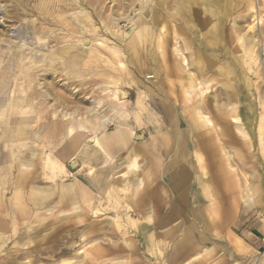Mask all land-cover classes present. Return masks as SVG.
<instances>
[{"label":"bare ground","instance_id":"1","mask_svg":"<svg viewBox=\"0 0 264 264\" xmlns=\"http://www.w3.org/2000/svg\"><path fill=\"white\" fill-rule=\"evenodd\" d=\"M111 1L114 2V0ZM214 2L215 0H205L203 8H200L201 6H197L194 2L190 0H127L123 3L117 0V3L115 2L116 4H113L117 6L121 5V9L124 8L126 14L124 11L123 15H125L123 18H125L130 23V26L128 31H125L126 35H120L121 37H123V43L117 45V42H112V45H109V58L103 57V55L92 56V51L94 50V47L97 46L99 48V46L106 45L105 41L109 37L106 38L103 35L104 37L99 38L96 36V33H93L95 37L87 36L88 32L95 31L93 28V23L91 22V15L89 13L83 12L80 16H78L74 11L76 10V7H81V5L84 3L83 0H13L12 2H10L11 4L9 5V9L7 10L6 19L10 20L11 23L19 20L21 13L23 14L28 11H31V13L36 14V18L31 15L35 19L31 18L32 20H26L25 17L22 16V18L24 17L23 23L18 26L19 29L17 30V33L11 35L14 39L10 40L5 36H3V38H0V116L3 117L8 109H13L14 103H18L19 99H23L22 97L24 96V93H28L29 89L31 90L27 95L38 94L40 90H36L35 87L32 88L28 82H31L34 79H45L49 76L54 77L55 73H57L54 64L56 60H59L58 63H78L80 64L82 73V71L85 72L86 64L89 60V57H94L91 59L94 63H96L93 64L94 66L101 67L100 62H102L103 65L108 67L106 68L107 72H103V74L106 76V78H108V80L104 81V87L98 88L100 91L97 92L101 93L100 96L97 95L96 98L90 97L92 99L90 105L89 103H87L88 107L84 106L87 108L83 110V114L79 112V114H81L80 117H77L76 115H74V113H70L69 110V114L68 111H66L67 114H64L66 117L63 116L65 118H67L68 116V119L64 122L67 125L69 124L68 126H66L68 128L65 127L67 131H85V135L83 134L84 132H80L84 135V145L79 144V147L81 149L79 153L81 163H79L76 158L71 157L70 160L72 163L70 164V166H85L88 167L89 172H92L91 164L103 156L105 158V164H107L109 167H112L113 170L117 171V169H119L120 167H123L124 170L117 176H110L108 174L107 182L110 185V189L107 194L105 193L106 195H102L100 192L89 193L88 198V195L84 192L86 191V189H84L81 185L82 181L78 180L79 178L76 179L67 175L71 173V170L67 171L64 162L61 158L62 154L58 153V151L55 149V145L53 146L52 142L54 138H52L51 140V131L49 130L50 132L48 135L45 125V127L41 129H38L36 126V129L38 130L32 131V129V132L30 133L32 134V138L34 140L43 139L44 142H49L47 145V149L44 152V161L42 160L45 163V167L48 171L45 172V176H43V178L41 179L40 175L37 174L36 171L31 169V167H33V165L35 164L38 154L36 148L37 142L34 144V141L33 144L36 145V147L27 146L24 154L21 156V158L18 159V164L24 170L18 171V173L14 175L13 179L11 178L10 186H12L11 190L13 191L11 196L18 195V197L20 198V204L18 203V206H20L19 210L18 212H14V207H12L13 209L8 208L10 209V211L8 210V215L2 213L3 216L6 217V220H4L5 224H0V231L5 232L7 234L3 236L0 235V249L6 242H9V244L12 245L19 244L21 246H24L23 248H18L14 246L8 247L9 252L6 258V262H8V264H17L16 260L18 256L16 254L19 251H21V253H19L21 257H25L24 264H37L40 257H42L40 256L41 253L49 254V264H106L105 260L110 258H114V264H142V262L143 264H145L151 259V256L155 257L157 260L156 262H154V264H187L188 261L186 262V260L188 258L190 262L192 254H194L192 252H194L196 248V230L194 223L197 221H187V215L192 216L194 220L204 222L205 226L211 230L213 227L218 226L217 214L212 213V211L209 209H207L208 211H206V208L204 206L200 209L188 207L190 201L187 199L186 194L183 193L184 191H179L180 193L178 192L179 194L175 198V202L172 203L169 208H166L168 205L165 201L168 198V193L160 184L156 182V186L158 185V188H160L158 190L145 192L144 189L145 184L149 180L148 178L151 172L150 168L151 170L153 168L147 160L149 154H152L153 152L157 151H159L161 154H165L168 153L170 150L176 149V158H180L181 155L185 151H187L188 137H190L193 146L192 150H194V155L200 161L201 151H205L208 156H213L212 152L216 147L215 145L217 140L222 141L223 144L230 142V101L233 97H235V93L230 91V84L228 83V81H230L229 79L231 74L230 66L223 62H218V59L216 58L218 53H215V51H218L220 47L222 48L223 46V31L224 26L228 23L226 21L228 13L226 10L225 12L219 13V10L214 7ZM136 3H138L139 7L138 9H134V12L136 13L135 15H137L138 17L134 21L132 20V17L129 16L128 12L129 9L134 8ZM101 8L106 11L108 9V14L105 16L106 18L104 20H101L103 22L102 25L104 26V28L106 30L109 29L110 31V24L113 23V20L110 16L113 13L115 15H112V17H116V13L114 12L115 10L113 9V5L102 6ZM225 8L227 9V7ZM69 9L73 11H71V14L67 15L68 13L66 12ZM147 10L150 11L148 19L144 16V13H146ZM169 10L173 11L169 12ZM78 11L82 12V10ZM202 11L203 14H205V18L201 20L200 14ZM119 17H122V13ZM27 19L30 18L28 17ZM99 19L100 18H98V21ZM118 20L119 19L115 18V22L113 24L118 23ZM36 21H39L38 24ZM74 21H77L78 24H74ZM3 22L4 20L1 23ZM141 22H143V25H140ZM253 25L249 26V31L253 29ZM1 30L2 29H0V31ZM11 31L13 32V30ZM76 34L79 35V44H76L72 41V38ZM180 34H183L187 37L184 38L182 37V35L180 36ZM191 35L200 37L197 39L195 38L196 40H198L196 45L192 44ZM15 39L17 41H15ZM255 39V34H250L249 36L242 37L243 42L241 48L245 53V64H251L246 63V60L248 55L252 52V48L254 47V45H256ZM5 42H7V44L5 45V48H3V43ZM177 43H179V45H177ZM181 45L183 46L182 50H187L186 56L185 54L183 55V53H181L180 51L181 49H179ZM123 51H131L132 55L130 56L131 58L129 62L134 64V71L126 73L119 68L123 65V62L121 61L122 55L125 54V52L123 53ZM99 54H101V52H99ZM228 56L229 53L225 50L222 57L228 58ZM255 57H257V55ZM170 61L171 63H169ZM189 66H191L190 69ZM216 72H219V74L227 78L228 81L226 80L227 83L223 85V88L219 86L217 88L215 87L216 89L211 93L207 91L208 87L204 88V85L206 87V85H208L210 81L212 82L213 78L211 74ZM124 76H131L132 78L138 80L140 83H142V86L144 88H148L147 91L143 90V88L141 90L139 89L137 92H135L134 101H131L129 99V92L123 90L121 86H118L119 84H117V81ZM161 77H163L162 80L166 81L167 84H176L179 86V88H182L184 86V80L186 79V83L189 85V87L196 89L198 95V97L196 95V98L198 99H195V101L191 104L190 108L187 107L185 109L184 107L180 106L181 104H174V102H172V99L170 101V98L164 95V92L162 91L161 87H155L156 90L154 91V87L152 88L149 87V85L144 84L145 80H150L153 78L156 79L158 82ZM34 82L36 83V81ZM37 82H40V80ZM50 82L51 81H49L48 84ZM223 82H225V80ZM27 84L30 86V88ZM36 84L38 86L39 83ZM73 85L71 84V86ZM111 85H113V87ZM154 85H156L155 82ZM49 86L51 87V85ZM47 89L49 91V88ZM91 90L90 93L92 92ZM42 92L40 93L44 94ZM149 92H153V94L156 95V98L154 97L152 99H156V101L157 99L160 100L159 104L163 110L164 116H166V119L154 117L155 122L151 123L152 127L149 126V128L147 129V131H150V136H152V130H158L157 134H159V136H156L155 140L152 138L150 139V137H147L150 139L147 146L145 145V147L143 148L134 146L132 147L130 146V144L133 142L147 140L144 132L145 129H143L145 125L142 123L143 116L146 113H148L150 117H152L153 115L151 111L148 112V103L151 100V98L147 99V93ZM184 93H186V91ZM86 94L88 96L87 91ZM94 94L96 95L97 93ZM209 94L210 96H208ZM160 95H163V97H161ZM61 98L62 97H60V99ZM69 100L73 101L71 99ZM57 101L59 102V100ZM72 104L73 103H71V105ZM53 105L55 106L56 104ZM66 106L64 105V107ZM157 106L159 107V105ZM80 107L83 108V106L80 105L79 109ZM70 108L72 109L73 106ZM39 109L37 110L39 111ZM65 109H68V107H66ZM74 109L75 108H73L72 110ZM206 113H210L211 117ZM261 116L262 115L260 114V117ZM4 119L6 120L7 118L4 117ZM49 119H51V117ZM59 119H61V117ZM234 119L239 120V118ZM53 120L55 122V119ZM249 122L251 123V121ZM43 123L46 124L44 120ZM64 123H62L61 126L64 127ZM39 124L41 123H38V126ZM167 124L170 128H167ZM32 125H30V127ZM47 125L49 126V124ZM183 125L186 126L185 129H181V126ZM217 126H219V128ZM245 126H247V124H245ZM138 128L142 130L137 131ZM237 128H239L241 134L247 136V134L245 133L246 130L242 129L243 127L240 128V125H237ZM261 128L263 129V127ZM47 136H49V138H47ZM58 136H60V133L59 135H57V138L61 137ZM62 141H64V139L61 140V142ZM169 141L171 144L177 145V148L174 146H172V148H169L167 144ZM59 143H57V146ZM60 144L62 145V143ZM66 144L67 143H65V145ZM116 148H122L123 156H119V158H116L114 160L110 153L113 152ZM40 149L43 148L40 147ZM221 149L223 150V147H221ZM137 157H140L141 160H144L142 162V167L141 165H139ZM220 159L221 158H219V160ZM213 161L208 160L207 162L213 167V165L215 164V162ZM219 162L221 163V160ZM210 165L208 166L210 167ZM216 166L217 165H215V167ZM222 166H220V168ZM162 168L163 165L161 169ZM193 168H195V179L197 180V184H206L209 179L202 177V182H200L198 180L200 175H198L197 166L195 165ZM39 169L41 168L39 167ZM179 170L180 171H178L176 175L178 182L183 181L186 178L184 171H182L181 168ZM227 171L224 168L220 169L218 176H221L222 179L229 181V172L227 173ZM63 176L69 177L68 181H65ZM158 176L160 183L163 181V175L160 172V175ZM39 179L43 180V184L39 185V183H41ZM85 183H87V181ZM118 184L123 185L122 187H120L122 188V190H119L122 191V193H118ZM200 187L201 186H199V189ZM4 192H2V194H4ZM53 192L57 193V203L58 205L61 204V208L73 204L72 207L74 206V210L78 211V207L76 205L78 201L76 200H81V202L85 204L84 209L80 210V212L78 213V215H80L78 220L70 221L66 218V213L62 212L61 214L58 213L59 215L54 216V219L56 220H52V222L50 223H42L43 220L45 221L44 218L41 219V215L44 214V211L41 209L43 211V214L40 215L41 211L39 212L38 204H40L44 199L47 198L49 194H52ZM199 195L200 194L195 193L194 198H199ZM205 195L207 196V200L210 201V195L207 192ZM96 203L97 206L94 207ZM53 208L55 210V208L58 209L59 207L56 205H51L50 207H48L47 209L50 210V214L52 212L51 215H53ZM102 210L105 212L108 211L109 213H112L113 216L110 217L111 221L104 223L100 219H97V216L101 215L99 211L101 212ZM123 217H125L127 221V226L126 224H121V219ZM39 220L41 223L38 222ZM174 221H176L175 225H173L174 229L172 228L173 230L171 229L172 231L170 233L168 231L166 232L165 230L166 228H168L169 223ZM121 225L124 226V229H122L121 227L120 232L117 233L115 229L116 227L118 229ZM47 231L51 232L48 233ZM95 231H101V241H98L99 239L96 236L97 234L94 233ZM178 232L180 234V237L174 240V243L172 244V249H170V252L166 254V250L169 246V240L176 237L178 235ZM78 236L81 242L76 243L75 239ZM106 236L115 239H109ZM135 236H142V246H140L139 242L137 241V237L135 238ZM103 237L107 238V244H104V241L106 240H104ZM119 239H121V241ZM102 241L103 244L101 243ZM86 244L87 246H89V248L85 247ZM140 248L142 249L141 251ZM72 251L74 253H72ZM134 253H137L139 255V261H134L131 258H128L125 262L118 261V258L123 259L120 257L123 256V254H126V256L129 254L131 256V254L133 255ZM199 255L201 256L202 253ZM28 256H31L30 259H26L28 258ZM126 256L123 257L126 258ZM44 257L46 258L47 256ZM133 257H135V254L133 255ZM193 258L195 257L193 256ZM38 264L43 263L39 262Z\"/></svg>","mask_w":264,"mask_h":264},{"label":"rangeland","instance_id":"2","mask_svg":"<svg viewBox=\"0 0 264 264\" xmlns=\"http://www.w3.org/2000/svg\"><path fill=\"white\" fill-rule=\"evenodd\" d=\"M12 1L13 0H8V1L7 0H0V6H1L0 7V26H1L0 29H2L0 31V38H3V36H5L10 40L14 39L13 36H11V35L12 34L14 35L15 33H17V30L19 29L18 26H20V24L23 23L24 17L26 20H32V19L36 18V16H35L36 14L31 13V11H28L26 13L20 14V18H19V20H17L20 23H18L17 21H14L11 23L10 20L6 19V13H7V10L9 9V5L11 4L10 2H12ZM14 1H16V0H14ZM126 1L127 0H119V2H121V3L126 2ZM190 1L194 2L199 7L201 6L200 8H203L204 3H205V0H200V1L199 0H190ZM224 1L223 0H217V1L215 0V2H214L215 3L214 7L217 10H219L218 11L219 13L225 12V10L228 13L227 14L228 19L226 18V21L228 23L226 22L227 24L224 26V31H223V35H224L223 46H222V48L220 47V49L218 48L219 50L215 51V53H218V55L216 57L218 59V62H221V63L223 62V63L230 66V72H231L230 79H229L230 81H228L227 78H225L224 76L219 74V72L212 73L211 76H212L214 81L213 80H212V82L210 81L208 83V85H206V87L204 85V88L208 87L207 91L212 93L218 86L223 88V85L225 83H227V81H228V83L230 84V91L234 92L235 93L234 96L237 98L233 97L230 101L231 106L234 105V103H235L234 106H232V107L230 106V112H231L230 117H229L230 118V142L223 144L222 141L217 140L216 145H215L216 147L214 148V151L212 152L213 156L212 155L208 156V154H206L205 151H201V152L199 151L201 153L200 161L198 160L197 157H195V155L193 153L194 156L192 157V164L197 166L198 175L201 176V177L199 176L198 180L200 182H202L201 178L204 177V178H208L209 181L204 185L203 184L198 185L196 182L197 180L191 178L187 181L186 187L183 188V191H184L183 193L186 194L187 199L190 201V203L188 204V207L200 209L204 206L206 208V211H208L207 209H209L212 211V213L217 214L218 226L213 227L210 230L205 226L204 222L194 220L192 218V216L187 215L188 216V217H186L187 221H191V222L197 221V222L194 223L195 224V230H196V232H195L196 248H195V251L192 252L194 254H192L190 262H189V258L186 260V262L188 261L187 264H202V263L203 264H264V152H263L264 151V147H263L264 146V140H263V137H264V135H263V132H264V126H263L264 125V123H263L264 122V66H263V64H264V0H224ZM226 1H228V2H226ZM5 2H7V3H5ZM83 2L84 3L81 5V7H76V10H74V11L76 12V14L78 16H80L83 12L89 13L91 15V18H92L91 22L93 23V28L95 31L94 32L93 31L88 32L87 36L95 37V35L93 33H96V36L99 38H102L104 36L106 38L109 37V38H107L108 41L107 40L105 41L106 45L99 46V48L97 46L94 47V50L92 51V56L103 55V57L109 58V51H108L109 45H112V42H117V45H119L120 43H123L124 42L123 37H121L120 35H126V32L129 29L130 23L125 18H123L124 15L126 14V11L124 10V8H122V9L120 8V7H122L121 5L120 6L115 5L117 3V0H114V2H112L111 0L110 1L109 0H83ZM220 2H222V3H220ZM113 3H115V4H113ZM224 3L225 4L227 3V4L225 5ZM2 5H5V6H2ZM108 5L109 6L113 5V9L115 10L114 12L116 13L115 18L119 19L118 20L119 24L118 23H115L116 25L113 24L115 22V18H113L112 15H115V14L112 13V15L110 17L113 20V23L110 24V31H109V29L106 30L104 28V26L102 25L103 24L102 20H104L106 18L105 16L108 14V9L106 11L101 7L102 6H108ZM217 5H219V6H217ZM5 7H6V9H5ZM138 7H139L138 3H136L134 8L129 9V12H128L129 16L132 17V20H134V21L138 17L137 15H135L136 13L134 12V9H136V8L138 9ZM225 7H227V9ZM78 10H82V12H79ZM119 10H121V11H119ZM1 11H2V13H1ZM4 11H5V13H4ZM71 11H73V10H71V9L67 10V12H66V13H68L67 15L71 14ZM124 11H125V14L123 15ZM172 11L173 10H169V12H172ZM121 13H122V17H119V16H121ZM149 14H150V11L147 10V12L144 13V16L148 19ZM31 15L34 16L35 18L32 17ZM202 15H203V17H202ZM204 15L205 14H203V11H202L200 14L201 20L203 18H205ZM22 16H24V17L22 18ZM27 16L30 19H27L28 18ZM97 17L100 18L99 21H98ZM3 20H4V22L1 23ZM100 20H101V22H100ZM7 22H9V23H7ZM36 22L38 24L39 21H36ZM121 22H122V24H121ZM13 23H14V25H13ZM164 23H165V21H164ZM74 24L77 25L78 22L74 21ZM228 24H230V25H228ZM113 25H115V26H113ZM140 25H143V22H141ZM250 25H253V29L251 31H249ZM229 26H230V28H229ZM88 28H89V26H88ZM11 30H13V32ZM229 30H230V34H229ZM14 31H16V32H14ZM113 33H115V34L117 33V34L115 35ZM250 34L256 35V39H255L256 45H254V47L252 48V52L247 57L246 63H251L248 65V64H245V58L246 57H245V53L243 52V50L241 48V45L243 42L242 37L243 36L244 37L249 36ZM181 35L184 38L187 37L183 34H180V36ZM9 36H10V38H9ZM78 36L79 35L76 34L72 38V41L76 44L80 43ZM116 36H117V38H116ZM191 37H192V39H191L192 44L196 45L198 42V40H196V39L200 38V37L199 36H193V35H191ZM29 39H31V38H29ZM113 39H115L116 41ZM15 41H17V40L15 39ZM6 44H7V42L3 43V48H5ZM59 45H62V44H59ZM177 45H179V43H177ZM106 48H107V50H106ZM179 49H181L180 50L181 53H183V55L185 54V56H186L187 50H185V51L182 50L183 49L182 45L179 47ZM225 50L229 53L228 58L222 57ZM107 51H108V53H107ZM99 52H101V54H99ZM124 52H125V54H123L121 57V61L123 62V65L120 66L119 68L123 72L129 73L130 71L135 70L134 64L129 62L130 58H131L130 56L132 55V53H131V51H129V52L123 51V53ZM255 54L257 55V57H255L256 56ZM253 57H254L255 61L253 60ZM92 58H94V57H92ZM92 58L89 57V60L87 61V64H86L85 72L82 71V73H81L82 69L80 68V64H78V63H58L59 60H56V62L54 63L55 67H56V72L57 73L59 72L61 74L58 73V75H57V73H55L54 77L49 76V77H46L45 79H34L33 81L28 82L32 88L35 87L36 90H40V92L43 91L42 93H44V94H41L39 92L38 93L39 95L38 94L37 95L36 94L27 95L31 90V89H29L28 93H24V96L22 97L23 99H19L18 103L17 102L14 103L13 109H11V108L8 109L6 111L7 114L5 113V115L3 117L0 116V122H1L0 123V136H1V138H0V212H1L0 213V224H5L4 220H6V217H4L3 214L8 215V213L12 207H14V209L12 208L14 210V212L15 211L18 212V210H19L20 206H18V205L20 204L19 203L20 198L18 197V195L11 196L13 191L11 190L12 186H10V184H11V178L13 179L14 175H16L18 173V171L24 170L18 164V162H19L18 159L21 158V156L24 154L27 146H35L36 147V145H37V147H36L37 151H38L37 158H36L37 162L35 161V164L33 165V167H31V169L36 171V173L40 175L41 179L43 178V176H45V172L48 171L47 168L45 167V163L43 162L44 161L43 159L45 157L44 152L47 149V145L49 142H46V141L44 142L43 139L34 140L32 138V134L30 132H32L34 130L41 129V128L46 126V131L48 132V135H49L50 131H51L50 133H52V134H50L51 140H52V138H54L53 142H52L53 146L55 145V149L58 151V153L62 154L61 158L64 162L65 168L67 169V171L71 170L70 171L71 173L67 174V175H69V177H72L75 175V172H78L79 176L82 175L83 167L81 165L77 166V167H70V164L72 163L70 158L74 157L78 160L79 163H81V159L79 156L81 149L79 147L80 146L79 144L84 145L83 137L85 135V131L84 130L83 131L82 130H77V131L68 130L67 131L66 128H68V127H66V126H68L69 124L67 125L64 122H65V120L68 119V116H67V118H65L66 116L64 114L66 113V111L69 110L70 113H74V115H76L77 117H80L81 114H83V112H84L83 110H85L88 107L87 103H89V105H90V102L92 100L91 98H93V97L96 98L97 95L98 96L101 95V93L97 92V91H100L98 88L104 87L105 86L104 81L108 80V78H106V76L103 74V72H107L106 68H108V67L103 65L102 62H100L101 67L100 66L99 67L94 66L93 64H96V63H94L91 60ZM169 63H171V61ZM75 64L77 67L75 66ZM59 67H61V68H59ZM190 68H191V66H189V69ZM96 72H98V73H96ZM193 72H194V70H193ZM215 75H217V76H215ZM99 76H101V77H99ZM56 77H58V78L60 77V78L58 79ZM102 78H103V80H102ZM121 78H120V80L117 81L118 83L117 82L116 83L119 84L118 86H121V88L123 90L129 92V95H130L129 99L131 101H134L135 92H137L139 89L141 90L143 88V90H145V91H147V89H148V88H144L142 86V83H140L138 80L132 78L131 76H124ZM162 78L163 77H161L158 82L154 78L150 79V80H145L144 84L145 85L147 84V85H149V87H152V88L154 87L153 88L154 91L156 90L155 87H161L162 91L164 92V95L166 97L168 96V98H170V101L172 99V102H174V104H176V105L181 104L180 106L184 107L185 109L187 107L190 108L191 104L195 101V99H198V98H196V95H197L196 89L189 87V85L186 83V79L184 80V86L182 88L181 87L179 88V86L176 84H170V85L167 84V82L162 80ZM56 79H57V81H56ZM68 79H70V80H68ZM39 80H40V82H37ZM75 80H76V82H75ZM224 80H225V82H223ZM34 81H36V83H39L38 86ZM49 81H51L50 82L51 84L50 83L48 84ZM67 81L68 82L70 81L71 83L69 82V85H68ZM79 82H81V83H79ZM154 82L156 85H154ZM100 83H102V84H100ZM210 83H211L212 87L210 86ZM71 84L72 85L74 84L73 86L76 89L73 86H71ZM77 84L78 85L80 84V85L78 86ZM24 85H26V84H24ZM49 85H51V87ZM30 86H29V88H30ZM46 86H47V88H49L50 92L48 91ZM76 86H78L79 88ZM111 86L113 87V85H111ZM70 87H71V89H70ZM81 87H84V88H81ZM169 88L171 89V91ZM175 88H176V90H175ZM90 90L92 91L91 93H90ZM179 90H181V91H179ZM67 91H69V92H67ZM86 91L88 93V96L86 94ZM185 91H186V93H184ZM175 92H176V94H175ZM46 93L48 96L50 95L49 98L46 95ZM94 93H97V94L95 95ZM70 94H71V96H70ZM210 94L208 96H210ZM147 95H148L147 99L151 98L150 102L148 103V110H149L148 112L151 111L153 113V115H152V117H150L149 114L146 113L143 116V123L142 124L145 125L143 127V129H145V131H144L145 135H146L145 137L146 138L150 137V139L152 138L155 140V137L159 136V134H157L158 130H152V136H150L149 135L150 131H147V129L149 128V126L152 127L151 123L155 122L154 117H158L160 119H166V116H164L163 110L160 107V104H159L160 100L157 99V101H156V99H152L154 97L156 98V95H154L153 92H149V93H147ZM160 96L163 97V95H160ZM60 97H62V98L60 99ZM197 97H198V95H197ZM41 98L44 100H42ZM39 99H41V100H39ZM69 99H71L73 101H70ZM237 99H238V101H237ZM57 100H59L60 103L62 102L64 104H62V103L60 104ZM77 100L79 103L77 102ZM190 100H191V102H190ZM47 101H48V103H47ZM188 102H189V104H188ZM26 103H27V105H26ZM71 103H73V104L71 105ZM53 104H56L55 105L56 107ZM64 105L65 106L67 105L66 107H68V109H65L66 107H64ZM69 105H71V106H69ZM74 105H75V107H74ZM80 105L83 106V108L80 107V109H79ZM157 105H159V107ZM45 106L48 108H46ZM72 106H73V108H75L74 110H72L73 108L72 109L70 108ZM84 106H87V107H84ZM37 107H39L41 110ZM37 109H39V111ZM30 110H32V111H30ZM61 110H62V112H61ZM69 111H68V114H69ZM79 112L81 114H79ZM12 114H13V116H12ZM206 114L211 117L210 113H206ZM260 114L262 115L261 117H260ZM38 115H39V118H38ZM8 116H9V118H8ZM63 116H65V117H63ZM4 117L7 119L5 120ZM10 117H12V118H10ZM40 117H42V118H40ZM50 117H51V119H49ZM60 117H61V119H59ZM252 117H253V119H252ZM234 118H239V120H235ZM41 119H42V121H41ZM53 119H55L56 123L54 122ZM62 119H63V121H62ZM212 119H213V117H212ZM43 120L46 124L43 123ZM4 121H5V123H4ZM60 121L65 124L64 127L61 126L62 123ZM249 121H251V123ZM244 122H245V124H247V126H245ZM38 123H41V124H39V126H38ZM57 123H59V124H57ZM241 123H242V125H241ZM47 124H49V126ZM6 125L8 126V128ZM30 125H32V126L30 127ZM53 125H54V127H53ZM57 125H59V126H57ZM237 125H240V128L243 127L242 129L246 130L245 133L247 134V136H244L243 134H241V132L239 131V128H237ZM36 126L38 129H36ZM217 127L219 128V126H217ZM261 127H263V129ZM54 128H55V130H54ZM167 128H170L168 124H167ZM185 128H186L185 125L181 126V129H185ZM3 129H4V131H3ZM139 130H142V129L138 128L137 131H139ZM66 131H67V133H66ZM58 132L60 133L61 137L58 136L60 138H57V135H59ZM77 132H78V134H77ZM80 132H82V133L84 132L83 133L84 135ZM2 133H3V135H2ZM61 134H64V135H61ZM55 135H56V137H55ZM62 137H64V138H62ZM47 138H49V136H47ZM79 138H80V140H79ZM63 139H64V141L61 142V140H63ZM150 139L147 138V140H148V141L146 140L147 143L149 142ZM190 139L191 138L188 137V146H187L188 148L187 149L189 151H191L193 148ZM33 142H34V144L37 142L36 145H34ZM59 142L62 143V145ZM57 143H59L60 145L58 144V146H57ZM65 143H67V144L65 145ZM219 146H220V148H219ZM40 147L43 149H40ZM221 147H223V150L221 149ZM228 155H230V156H228ZM119 156L120 157L123 156V153L121 151H119L115 154L114 160L116 158H119ZM207 158L209 161L214 160L213 162H215V164L213 165V167H212V165L208 164ZM219 158H221L220 159L221 163L219 162L220 161ZM137 161L139 162V165H141V167H142V164H143L142 162L144 160H141L140 157H137ZM201 164H202V166H201ZM206 164H207V166H206ZM222 164H223V166H222ZM208 165H210V167ZM215 165H217V166L215 167ZM227 165H228V167H227ZM106 166H107L106 168L108 171L107 174H109L110 176L111 175L117 176V175H119V173H121L124 170L123 167H120L116 171V170H113L112 167H109L108 165H106ZM199 166H200V168H199ZM220 166H222V167L220 168ZM39 167L41 169H39ZM219 168L220 169L224 168L226 171L228 169L227 173L229 172L228 173L229 181H226L225 179H222L221 176H218L219 171H220ZM113 171H115V172H113ZM208 175H210V176H208ZM69 177L63 176L65 181L66 180L68 181ZM148 179L150 181L148 180L147 183L145 184L144 191L150 192L152 190H158L159 188H158V185L156 186V184L159 183V180L155 179V176L152 173V171L150 172ZM39 181L41 182V183H39V185L43 184L42 183L43 180L39 179ZM44 181H48V180H44ZM225 181L228 183H226ZM106 183L107 182L105 181V184H102L101 188L94 187L92 190L94 191V193L101 192L102 195H106L110 189V185L106 184ZM147 184H148V186H147ZM118 185H119L117 188L118 193L119 192L122 193V191H119V190H122V188H120V187H122L123 185H121V184H118ZM191 185H192V187H191ZM199 186H201L200 189H199ZM197 187H198V189H197ZM246 189H248V190H246ZM7 190H9V191H7ZM80 191H82V190H80ZM2 192H4V194H2ZM206 192L210 195V198L212 201L207 200V198H206L207 196L205 195ZM248 192H249V195H248ZM195 193L200 194L199 195L200 197L195 199L194 198ZM92 195H94V194H92ZM244 195H245V199H244ZM88 198H89V195H88ZM57 200H58L57 199V193L53 192L52 194H49L47 196V198L44 199L40 204H38L39 212L41 211L40 215L43 214V211H44V214L41 215V219L44 218L45 221L43 220L42 223H50V222H52V220H56V219H54L55 218L54 216L59 215L62 212L66 213V218L69 219L70 221L78 220V218L80 217V215H78V213L80 212V210L84 209V205H85L84 203L81 202V200H76V201L80 202V203H78V202L76 203V205L78 207L77 208L78 211L74 210L75 209L74 206L72 207L73 204L67 205L66 207L64 206V208H61V206H60L61 204L58 205ZM171 201H174L173 196L171 198ZM174 202H172V203H174ZM172 203H171V205H172ZM9 205L10 206L13 205V206L10 207ZM51 205L52 206L56 205L59 207L58 209L55 208V210H54V208L52 209L53 215H51L52 212L50 214V210L47 209ZM68 206H69V208H68ZM91 206H92V204H91ZM96 206H97V203L94 207H96ZM8 208H10V209H8ZM99 213H101V215H98L97 219H100L104 223L111 221L110 217L113 216L112 213H109L108 211L105 212L103 210L101 212L99 211ZM47 215H48V217H47ZM191 218H192V220H191ZM1 219H2V221H1ZM122 219H121V221H122L121 224L125 225L127 223L125 217H123ZM40 220L38 222H40ZM175 223H176V221L169 223V226H168V228H166L165 231L166 232L168 231L170 233L174 229L173 225H175ZM170 224H172V225H170ZM123 225H121L118 229L116 227L115 230L117 233L120 232L121 227H122V229H124ZM126 226H127V224H126ZM47 232L50 233L51 231H47ZM103 232H104V230H103ZM94 233L97 234L96 236L99 239L98 241H101V236H102L101 231H95ZM5 234H7V233H5V232L0 233V235H2V236ZM129 235H133V234H129ZM178 235L176 237H174L173 239L169 240V243H168L169 246H168V249L166 250V254L170 252V249H172V247H173L172 244L174 243V240L176 238L180 237L179 232H178ZM106 237L109 239H115V238H111L108 236H106ZM106 237H103V239L106 240L107 239ZM136 237H137V241L139 242L140 246H142V243H143L142 242L143 241L142 236H135V238ZM119 240L121 241V239H119ZM75 241H76V243L81 242L79 240V236L76 237ZM101 243L103 244V241ZM5 244L0 249V262L2 264H8V262H6L7 261V259H6L7 254L9 252L8 247H11V246L18 247V248L24 247V246H21L19 244H16V245L9 244V242H6ZM104 244H107V240L104 241ZM108 244H111V243H108ZM43 246H44V244H43ZM85 247L89 248V246H87V244ZM207 247H209V248L211 247V248L209 249ZM75 249H77V248H75ZM141 250L142 249L140 248V251ZM206 250H208V251H206ZM19 253H21V251H19L16 254L18 256L16 263L17 264H24L25 257H21V255ZM72 253H74V252L72 251ZM201 253H202V255H201L202 257L199 255ZM43 254H44V256H47V257L45 258L43 256ZM134 254H135V257H133ZM134 254L133 255L131 254V256L129 254L127 256H126V254L125 255L123 254V256H126V258L123 256H120L124 260L118 258V261L125 262L128 258H131L134 261H139V259H138L139 255L137 253H134ZM48 255L49 254H47V253H41L40 256H42V257H40L37 264L39 262L43 263V264H49ZM193 256L196 259L193 258ZM198 256H199V258H198ZM30 257L28 256V258H26V259H30ZM110 259L105 260V263L108 264L111 261L109 264H111L112 262H113L112 264H114L115 263L114 258H110ZM150 260L145 264H148V263L154 264V262L157 261L156 258L152 257V256H151ZM142 264H143V262H142Z\"/></svg>","mask_w":264,"mask_h":264},{"label":"crops","instance_id":"3","mask_svg":"<svg viewBox=\"0 0 264 264\" xmlns=\"http://www.w3.org/2000/svg\"><path fill=\"white\" fill-rule=\"evenodd\" d=\"M167 144H168L169 148H172V146L177 148V145L171 144L170 141ZM145 145L146 146L148 145L147 141H141V140L137 141V142H133L130 144V146H132V147L134 146V147H141V148L145 147ZM119 151L122 152V148H116L113 152L110 153V155L114 158L115 154ZM158 153H160V152L157 151V152H153L152 154H149L147 160H148L149 164L151 165V167H153L152 170H151V168H150V170L154 174L156 180H159L158 175H160V172L163 175L162 176L163 181L158 183V184H160L165 189V191L168 193L167 194L168 198L166 199L165 202H167L166 204L168 205L166 208H169L171 206V203L175 201V198L178 196V194L183 191L182 188L186 187L187 181L191 178L192 179L196 178L195 177V170H194L195 168H193L195 165L192 164V157L194 156L193 155L194 150L189 151L187 149V151H185L181 155L180 158H176L177 157L176 149L170 150L168 153H165V154L160 153L158 155ZM104 159L105 158L102 156L101 158H99L98 160H96L95 162H93L91 164L92 165V172H89L88 167L82 166L83 167L82 175L79 176V173L75 172V175L72 176V178L73 177L76 179L79 178L78 180L82 181V184L81 183H79V184H81L83 186V188L86 189V191H84L85 194L89 195V193H94V191L92 190L94 187L101 188L102 184H105V181L107 182V176H108L107 172L108 171L106 168L107 164H105ZM162 165H163L162 169H164V170L161 169ZM173 166H175V167H173ZM180 168L182 171H184L186 178L183 181L178 182L176 175H177L178 171H180L179 170ZM86 181H87V183H85ZM91 181H92V183H91ZM106 184H108V182ZM180 189H182V190H180ZM172 196H173L174 201H171Z\"/></svg>","mask_w":264,"mask_h":264},{"label":"water","instance_id":"4","mask_svg":"<svg viewBox=\"0 0 264 264\" xmlns=\"http://www.w3.org/2000/svg\"><path fill=\"white\" fill-rule=\"evenodd\" d=\"M71 167V166H70Z\"/></svg>","mask_w":264,"mask_h":264}]
</instances>
